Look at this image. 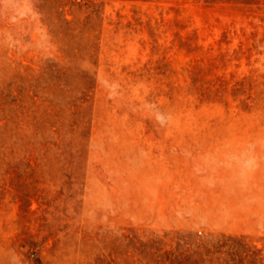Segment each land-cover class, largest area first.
Wrapping results in <instances>:
<instances>
[{"label": "rangeland", "instance_id": "374dc122", "mask_svg": "<svg viewBox=\"0 0 264 264\" xmlns=\"http://www.w3.org/2000/svg\"><path fill=\"white\" fill-rule=\"evenodd\" d=\"M196 249L264 264V0H0V264Z\"/></svg>", "mask_w": 264, "mask_h": 264}, {"label": "trees", "instance_id": "16d2710c", "mask_svg": "<svg viewBox=\"0 0 264 264\" xmlns=\"http://www.w3.org/2000/svg\"><path fill=\"white\" fill-rule=\"evenodd\" d=\"M218 246L219 245H216V250H219L218 249ZM204 249L207 251V253L210 252V247H207V246H204ZM201 250V249H200ZM200 250H194L193 252L191 253H185V252H181L180 254L176 255L175 258L173 259L174 263L175 262H179V263H183V264H188V262H192V260L194 261L195 259H192L193 257V254H198V253H201ZM229 254L230 253H233V252H228Z\"/></svg>", "mask_w": 264, "mask_h": 264}]
</instances>
